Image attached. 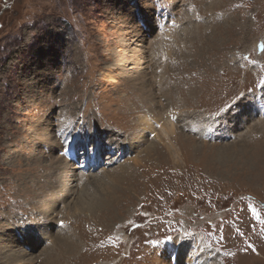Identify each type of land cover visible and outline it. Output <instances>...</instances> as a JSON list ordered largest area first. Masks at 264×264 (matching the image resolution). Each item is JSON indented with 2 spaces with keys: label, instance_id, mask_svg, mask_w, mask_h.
I'll list each match as a JSON object with an SVG mask.
<instances>
[{
  "label": "rangeland",
  "instance_id": "1",
  "mask_svg": "<svg viewBox=\"0 0 264 264\" xmlns=\"http://www.w3.org/2000/svg\"><path fill=\"white\" fill-rule=\"evenodd\" d=\"M135 34L154 115L167 117L116 153L105 134L146 130L140 91L113 69ZM179 120L222 139L178 127V159L164 136L141 154ZM96 142L100 168L86 162L76 187ZM28 237L27 264H175L178 237L205 264H264V0H0V253Z\"/></svg>",
  "mask_w": 264,
  "mask_h": 264
},
{
  "label": "bare ground",
  "instance_id": "2",
  "mask_svg": "<svg viewBox=\"0 0 264 264\" xmlns=\"http://www.w3.org/2000/svg\"><path fill=\"white\" fill-rule=\"evenodd\" d=\"M125 39L127 40V38H125ZM132 40H134V41L131 42L130 44H127V43H125L123 41L122 44H121V49L122 50H118V51H115L113 53L114 58H115V63H114V68L113 69H114V71L115 70H118L119 71L118 76H121L123 79L127 80L128 82H130L131 85L133 86V88L135 90H139L140 91L139 92L140 94H138V95L141 96V99L144 100L143 101L144 104H142L139 107V109L141 111H144L146 113L144 115L145 117L142 119V123L144 125V128H146V130H143V132H141L139 134V136H136V138L134 137L135 140L131 141V139H129L130 142H128L127 139L124 140V138L120 139V138H117L116 137V138L113 139L110 135H106L105 134L107 142H112V147H110V148H112L113 150H115L116 153L119 152V151H123V152L128 151V153H129L130 152L129 146L131 147V149H135L133 147L134 146L133 144H135V146H136V143H139L141 145L142 144H145L147 142V140H148V137L146 136L147 133L152 131L151 130L152 126L150 124V122H152V121L148 117L153 118L152 120L161 122L162 119H163V117L166 116L164 114L163 117H161V116L156 117L154 115L155 113L153 112V111L156 112V110L154 109V106H153V104H154V97L153 96L154 95L152 93L153 91L148 90V87L150 86V84L148 86V83H147V82H149V80H150L149 78H150L151 75L148 74L147 71H146L147 68L145 67V64L147 62H146V59L145 58L147 56L144 55L143 50H142V47L145 46L144 41L146 39L144 38L143 35L135 34V36H134V38ZM127 42H129V41H127ZM162 52L163 51H161V53ZM158 53L160 54L159 51H158ZM154 62H158V61H156V58L154 59ZM148 63H150V62H148ZM151 63H153V62H151ZM155 64H154V67L156 69ZM160 65L162 66V64H160ZM156 75H157V73H156ZM157 77L161 81V79H162L163 76L162 75H157ZM160 92L163 93L162 92V88H161ZM156 93H159V90H156V92H154L155 96H156ZM159 97H160L161 102H162L163 99H165V97H161V95ZM145 102L148 103L147 106H146V108H145ZM143 105H144V108L145 109H141L143 107ZM147 109L148 110H152V111L149 112ZM250 110H251V112H249V113L251 114V117H250V119L248 118V121L255 122L256 120H259V118H256V115L254 114L256 112H253L252 109H250ZM169 112H173V108H171V110H169ZM174 113H175V111H174ZM260 116L263 117L262 114H260ZM172 121H173V119L171 120V122ZM171 122H166L165 121V123L162 126V129H161L160 133L158 134V136L155 137L154 135H152V139L155 138V140H150V142H149L150 144L145 149L143 148L144 150L141 153L142 155L143 154L145 156H148L149 155L148 157H150V153H151L153 147L155 146L154 143L156 142V140L157 141L158 140L160 141L161 140V137L164 136L165 137V140H167L165 142V145L168 146V149L170 150L172 157H174V159H178L179 156H178L177 152H175L173 150V148L171 147V141H170V136H175V133L177 132V129L176 128L179 127L178 128V130H179L180 127H181L183 129V131H186V128H188L187 129L188 134L189 135L193 134V135H196L197 137H199L198 136L199 132H202L204 130H208V129H202L201 127L198 126L197 123H196L197 126H195L194 124H188V125L184 124V126H183L182 123L184 122V120H179V123H178L177 126L174 125V124H172ZM161 124H162V122H161ZM153 127H155V126H153ZM214 127L217 128L219 126H216L215 125ZM208 131L211 132L210 130H208ZM208 131L205 133L206 137H203V139L204 138H212L213 141L216 140V139H222V138L218 137V134L217 133H214L213 134L212 132L209 133ZM219 132H220V134L224 138L230 136V134L233 133V131L232 130H229L228 127H226V125L224 127H222V128L220 127L219 128ZM145 133H146V135H145ZM114 135H116V133H114ZM68 136H69V139H72L75 135L72 136V133L70 135L68 133ZM130 143H131V145H130ZM81 145H83V144H79V146H81ZM95 146L96 147L94 148V150L95 149L101 150L100 151V155H95L94 152L89 151L86 148H82V150H84V152L82 154L83 159H82V162L79 163V165H80L79 168L82 169L83 171H82L81 175L78 176L79 177V182L76 184V187L77 186L80 187L81 185L82 186L85 185L84 184V181L86 179L85 176H84L85 173H86L85 171H87L90 167L93 166L94 168H97V167H98V169L100 168V165H101V162L100 161L102 159L101 152H102V148H105V146L104 147L99 146L98 145V142H96V145ZM99 156H101V157H99ZM91 160H94L95 161V164H91L90 167H86L85 166L86 162H91ZM97 160L99 161L98 164H96V161ZM114 162H115V158H114V160H112L110 162V164L112 165ZM109 170H110V168H109ZM109 170L107 169L105 171H109ZM65 176H67V175H65ZM76 187L74 186L72 189H70L69 191H67L66 193H64L63 200H62V203L61 204L65 203V201L68 202L71 199L73 193L81 192L83 190L82 189L81 191H79V190H77ZM81 194H84V191ZM87 203L88 202L86 200H84L81 204H77V205H80L83 208L86 207V209H83V210H86L89 213H94V211H90V208L91 207H89L87 205ZM104 203L105 202H103V204ZM96 204H98L99 207H101L103 205V204L101 205V203H96ZM80 210H82V209H77L75 212L80 211ZM80 212L82 213V211H80ZM89 228L91 229V227H89ZM56 237H59V236L58 235H54V239ZM194 237H196V236H192V238H194ZM192 238H190L189 240H192ZM179 239H180V237H178L177 240H175V239L170 240L169 241V244H168V248L167 249L172 251V248H173L174 252L176 253L175 255H173V259H172V262L173 263H176V264H205L207 262L208 258L206 257V254H205V258H203L202 260H200V258L197 259V257L199 256V252L201 250V246H200L201 244L200 243H197V244L195 243L194 245H191V246H189V245H186L185 246V245L182 244V246H180V240ZM29 240H30V242H29ZM59 240H61V239L59 238ZM23 242L25 243V247L22 248L23 250H21L20 248H18V251H16V250H14V251L7 250V251H4V252L0 253V264H27L26 262H28V261L29 262H32L34 259L33 258H29L31 255H29L27 253V252H29L27 249H29V250H32L33 248L36 249L37 248L36 246H39L37 244L38 241H33V238L32 237H28V238L24 239ZM65 243H63V244H65ZM26 247H27V249H26ZM25 251H27V252H25ZM186 253H187V257L184 256ZM20 261L21 262H24V263H19ZM28 264H30V263H28Z\"/></svg>",
  "mask_w": 264,
  "mask_h": 264
},
{
  "label": "snow or ice",
  "instance_id": "3",
  "mask_svg": "<svg viewBox=\"0 0 264 264\" xmlns=\"http://www.w3.org/2000/svg\"><path fill=\"white\" fill-rule=\"evenodd\" d=\"M88 150H89V151H94V146H89V147H88ZM252 211H253L254 214L256 213L255 208H253ZM257 219H259V216H258V215H257Z\"/></svg>",
  "mask_w": 264,
  "mask_h": 264
}]
</instances>
